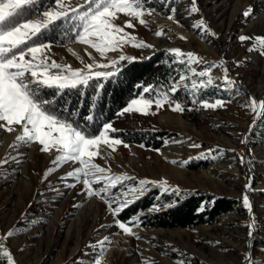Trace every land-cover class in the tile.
Segmentation results:
<instances>
[{
    "label": "rangeland",
    "instance_id": "374dc122",
    "mask_svg": "<svg viewBox=\"0 0 264 264\" xmlns=\"http://www.w3.org/2000/svg\"><path fill=\"white\" fill-rule=\"evenodd\" d=\"M65 3L76 6V0ZM146 6L154 10L151 16L144 17L149 23L145 26L133 20L135 29L125 30L154 47L126 45L122 52L108 53L109 59H118L121 54L135 57L133 61L148 60L159 53L171 56L168 49L172 48L193 51L206 62L194 64L197 71L224 61L229 77L236 81L235 88L240 91L237 95L235 91L223 90V68L217 66L211 75L215 78L213 86L223 91L219 99L226 101L224 107L205 109L198 105L193 112H175L171 110L174 105H165L159 111L153 106L148 115L136 112L119 115L111 122L119 131H169L171 135L163 139L159 151L145 144L131 143L128 147L122 144L107 161L96 158L95 163L110 167L113 174L167 182L168 191L148 185L139 199L157 188L170 195L171 201L204 190L210 195L238 200L240 205L214 222L192 229L142 226L140 218L159 209L156 200L149 209L133 216L140 221L139 227H133L136 235H125L115 226L104 200L88 198L82 191V183L65 186L61 177L78 165L69 162L45 178V172L55 167L52 161L56 153H43L41 146L33 143L18 149L23 153L18 157L19 164L10 160L0 166V237L15 232L2 243L11 251L16 264H92L97 258L98 242L104 237H109L112 243L105 245L107 252L101 264H178L181 259L185 264H244L246 253H251L255 264L264 262V109L259 117V109L253 112L250 106L251 98L264 100V55L248 50L252 41L239 40L242 35L264 37V0H197L200 11L191 15L187 11L191 0H147ZM249 6L253 14L246 19L243 12ZM119 15L117 23L121 25L129 19ZM169 15H174V19H167ZM201 17L214 36L206 33L202 38L193 27ZM160 29L165 35L157 37L155 33ZM72 45L80 47L71 53L67 47ZM85 49L99 62H107L94 49L79 42L52 44L48 55L59 63L82 68L77 57L91 62ZM125 62L121 61L119 66ZM14 127L17 131L12 133L0 129V160L9 153L17 156V151L10 148L19 133V126ZM116 133L110 135L116 137ZM196 144L200 146L193 147ZM241 156L245 159L243 164ZM204 163L207 167H202ZM134 183L125 181L124 186ZM246 184L250 186L247 194L251 213L242 203ZM177 188L178 193L173 191ZM129 199H134L132 194ZM249 231L253 233L251 237ZM119 237L127 242H121V246L129 248V252L111 249ZM6 259L0 255V264H6Z\"/></svg>",
    "mask_w": 264,
    "mask_h": 264
},
{
    "label": "snow or ice",
    "instance_id": "6c2138e0",
    "mask_svg": "<svg viewBox=\"0 0 264 264\" xmlns=\"http://www.w3.org/2000/svg\"><path fill=\"white\" fill-rule=\"evenodd\" d=\"M52 2L55 7L50 4L47 10L35 13L39 19L27 18L17 22V18L22 16L26 6L37 4L38 0H0V129L12 133L17 131L14 126H19V133L14 143L10 145L13 151H17V156L9 153L0 160V166L10 160H15L19 164L21 161L18 157L23 153H19L18 149L33 143L40 145V151L43 153L55 151L56 156L52 161L55 167H50L45 172V178L56 168L69 162L78 165L61 177V180L65 181V186L75 187L76 183H82V191L86 192L88 198L95 196L105 201L114 217L115 226L122 230L123 234L135 236L133 227L140 226L139 219L133 217L127 221H120L117 217L135 199H139L144 194L148 185H158L168 191L167 182L137 180L126 173L113 174L110 167H102L95 163L96 158L107 161L117 150V146L122 144L124 147L129 146L121 138L110 135L119 130L115 129L111 122H106L97 134L87 132L74 120L62 115L54 107L55 100L46 98L43 91L54 89L55 94L60 95L65 91L86 89L91 87L93 82L97 90L102 88L103 84L100 81L116 76L121 70L119 66L121 61L135 59L123 54L119 55L118 59H109L108 53L122 52L126 45L136 48L154 47L125 30L135 29L133 20L146 26L149 21L144 17L151 16L154 10L146 6L147 0H76V6L66 5L65 0H52ZM171 11L174 13L175 9ZM187 11L190 15L200 11L197 0H191V7ZM119 14L129 18L122 25L117 23L120 19ZM252 14L251 6L243 12L246 19ZM167 19L173 20L174 15H169ZM58 21L61 22L59 25ZM65 25L68 27L65 28ZM54 27L64 28V38L69 43L79 42L87 45L99 54L101 60H107V62H99L87 49L85 52L91 60L90 63L83 57H77L83 65L82 68H73L71 65L52 59L48 55L52 48L51 42H40L39 38L44 32L51 31ZM193 27L200 31L202 38L206 33L215 35L203 17ZM155 35L160 37L165 35V32L160 29ZM180 38L186 39L183 36ZM239 40L242 43L252 41L248 50L258 51L264 55V37L242 35ZM168 53L174 57L173 64L184 66L179 79L172 77L167 86L160 85L158 88L138 86L143 87V92L139 93L137 98L131 99L118 115L132 112L148 115L153 106L159 111L165 105H174L171 107L172 111L183 112L185 111L183 102L175 99V94L181 89L189 92L193 104L199 103L205 109L222 108L226 103L223 99H216L214 103L198 99L200 90L214 84L215 78L211 73L217 66L223 68V90L235 91L237 95L239 94L240 90L235 88L236 81L229 77L224 61H221L219 65H208L197 71L193 65H202L206 62L193 51L172 48L168 49ZM185 72L190 75H185ZM193 77L201 79L197 80ZM205 77L206 79H203ZM188 80L191 81L190 85L185 83ZM145 93L149 95L146 97ZM250 106L253 112H257V109H264V100L257 101L251 98ZM63 111L66 112L67 109ZM85 119L91 121L94 117L90 115ZM199 146L193 145V147ZM244 162L245 159L241 156V163ZM68 180H73L75 183L69 184ZM125 181H135V183L124 186ZM94 185H100V187L97 188ZM118 186L124 187H120L119 192L114 193L113 189ZM249 187L248 184L245 185L246 191L243 194L242 203L251 213L252 205L247 194ZM173 191L178 193L179 189H173ZM129 194H132L134 199H129ZM114 204L115 207H113ZM14 234L15 232H9L6 237H0V255L7 258L6 264H16V262L2 240ZM248 235L251 237L252 231H249ZM136 238L139 239L138 236ZM111 243L112 240L109 237H104L98 242L97 258L92 264H101L107 252L105 245ZM173 251L179 250L173 249ZM178 264H185V262L181 259ZM244 264H255L251 253L245 254Z\"/></svg>",
    "mask_w": 264,
    "mask_h": 264
},
{
    "label": "trees",
    "instance_id": "16d2710c",
    "mask_svg": "<svg viewBox=\"0 0 264 264\" xmlns=\"http://www.w3.org/2000/svg\"><path fill=\"white\" fill-rule=\"evenodd\" d=\"M51 4L52 0H38V3L32 6H26L22 16L17 18V22L38 17L36 12H42ZM61 22H57L59 25ZM68 27L67 25L64 26ZM35 39V38H34ZM74 39V37H73ZM40 42L69 45L64 38V28L54 27L51 31L44 32L39 38ZM174 57L167 56L165 53H159L148 60L126 61L120 68V72L109 78L101 80L103 87L97 90L95 82L91 87L82 90L65 91L60 95L55 94V90L45 89L43 95L46 98L54 99V107L62 115L74 120L81 128L91 134H97L104 123L115 120L122 109L131 99L137 98L139 93L143 92V87L160 85L167 86L170 79L175 77L179 79V74L184 70V66L173 64ZM185 75L189 73L185 72ZM193 79H201L193 77ZM204 79V78H203ZM187 84H191L188 80ZM142 85L143 87H138ZM222 89L218 86H209L198 93V99L203 101H214L222 95ZM154 94V93H153ZM149 94L145 93L147 97ZM175 99L183 102L185 110L193 112L199 103L193 104L192 97L188 91L181 89L175 94ZM67 109V111H63ZM94 119L89 121L85 119L88 116ZM169 131H140L124 130L115 134L125 143L145 144L147 147L160 149L163 145V139L170 136ZM204 163L202 167H207ZM201 167V166H200ZM170 195L162 194L160 189L149 190L142 198L126 208L120 215L121 221H127L140 212H144L155 204L159 209L153 213L143 215L141 225L147 228H185L192 229L199 225L214 222L219 216L233 212L239 205L238 200L224 198L216 195H210L204 190H196L188 193L181 198L171 201Z\"/></svg>",
    "mask_w": 264,
    "mask_h": 264
},
{
    "label": "bare ground",
    "instance_id": "6f19581e",
    "mask_svg": "<svg viewBox=\"0 0 264 264\" xmlns=\"http://www.w3.org/2000/svg\"><path fill=\"white\" fill-rule=\"evenodd\" d=\"M79 47L80 46H78V45H72V46H68L67 47V50L69 51V52H71V53H74V52H76V50L77 49H79ZM261 113V109H259V111H258V116H259V114ZM262 114V113H261ZM260 117V116H259ZM249 183H251V181H249ZM120 239H115V241H114V243H113V245H112V247H111V249L113 250V249H118L119 251H122V250H126V251H128L129 252V248H123L122 246H121V242H123L124 241V239H122L121 237H119ZM124 242H126V241H124ZM127 243V242H126Z\"/></svg>",
    "mask_w": 264,
    "mask_h": 264
}]
</instances>
